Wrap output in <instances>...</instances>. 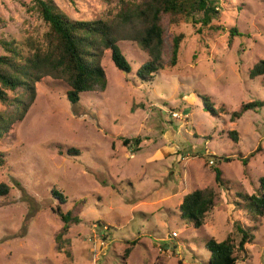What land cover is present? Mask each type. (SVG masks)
Wrapping results in <instances>:
<instances>
[{
	"label": "rangeland",
	"instance_id": "obj_1",
	"mask_svg": "<svg viewBox=\"0 0 264 264\" xmlns=\"http://www.w3.org/2000/svg\"><path fill=\"white\" fill-rule=\"evenodd\" d=\"M53 1L71 19L114 20L119 0ZM30 4L0 0V40L41 37L46 23ZM213 24L226 28L197 33L165 17L166 58L173 34L183 35L180 54L152 81L136 74L149 56L132 39L139 26L131 24L116 28L130 71L117 69L104 50V89L82 92L71 104L63 79L46 75L35 84L25 116L0 140V183L9 187L0 196V264H205V240H223L236 218L257 224L237 264H264V215L252 222L234 203L237 192L254 194L264 176V107L230 118L242 103L264 100V75L248 76L264 60V0H222ZM232 26L240 35L229 42ZM201 96L229 114L211 115ZM232 129L237 143L228 137ZM124 138L139 145H124ZM72 148L77 155H67ZM215 169L227 185L217 184ZM204 188L214 191V205L195 228L180 218L179 205ZM57 207L79 219L64 232Z\"/></svg>",
	"mask_w": 264,
	"mask_h": 264
},
{
	"label": "trees",
	"instance_id": "obj_2",
	"mask_svg": "<svg viewBox=\"0 0 264 264\" xmlns=\"http://www.w3.org/2000/svg\"><path fill=\"white\" fill-rule=\"evenodd\" d=\"M222 0H119L118 11L114 20L71 19L64 14L53 0H31L28 6L46 23V30L40 38L28 36L23 42L0 40L4 54L0 55V140L8 133L11 125L23 119L35 97V84L43 76L50 75L63 79L68 89L65 99L76 104L82 92L97 88L104 89L105 73L101 66L104 50L110 51V58L117 69L125 73L130 65L118 46L119 34L116 28L122 25L136 24L132 39L144 50L149 59L136 70L142 81H152L159 70L174 67L178 62L180 44L183 35L173 34L168 59L166 58V42L163 19L168 17L169 23L180 22L190 24L197 33L208 30H225V26L213 24L219 13ZM229 42L233 36L240 35L235 27H228ZM264 75V60L257 61L248 71L253 79ZM264 84V82H263ZM204 108L211 115L229 114L225 106L214 107L207 96H201ZM264 107V100H253L242 103L238 110L231 111V120L238 119L247 110H258ZM228 137L235 143L238 132L228 130ZM264 141V134H263ZM123 144L132 142L139 145V139H123ZM257 150H261L258 148ZM67 155L78 154L76 149H67ZM213 161H228L223 156L210 155ZM244 166L248 157L238 155ZM4 165L3 153H0V166ZM215 181L219 186L228 181L221 178L220 171L215 169ZM258 187L254 194L237 192L235 209L243 213L247 220L259 224L264 215V176L257 180ZM227 187V186H226ZM9 187L0 183V196H6ZM53 195L60 201L65 196L53 190ZM215 193L211 188L195 189L187 193L180 205V218L190 222L195 228L203 225L207 213L214 205ZM55 212L63 221L62 232L70 223L78 222V216L71 210ZM236 218L232 229L226 237L218 241L212 236L205 240V248L210 256L205 264H237L238 260L247 258L246 245L254 241L256 226H248ZM61 232V233H62ZM58 238L60 237L57 236ZM57 238V239H58Z\"/></svg>",
	"mask_w": 264,
	"mask_h": 264
},
{
	"label": "built area",
	"instance_id": "obj_3",
	"mask_svg": "<svg viewBox=\"0 0 264 264\" xmlns=\"http://www.w3.org/2000/svg\"><path fill=\"white\" fill-rule=\"evenodd\" d=\"M210 162H212V161H210Z\"/></svg>",
	"mask_w": 264,
	"mask_h": 264
}]
</instances>
